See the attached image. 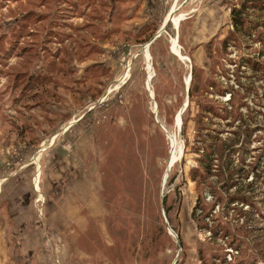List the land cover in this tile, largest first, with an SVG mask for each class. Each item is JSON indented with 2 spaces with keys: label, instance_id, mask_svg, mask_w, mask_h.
<instances>
[{
  "label": "rangeland",
  "instance_id": "374dc122",
  "mask_svg": "<svg viewBox=\"0 0 264 264\" xmlns=\"http://www.w3.org/2000/svg\"><path fill=\"white\" fill-rule=\"evenodd\" d=\"M72 1L0 0L1 197L18 206V197L31 194L29 183L39 170L45 190V248H17L10 264H264V0ZM234 7L245 11V25L238 29ZM61 9L66 25L50 31L49 20ZM93 20L81 46L73 47L75 28ZM68 32L73 36L62 42ZM58 48L68 71L60 84L70 89L45 94V123L35 127L42 119L39 105L22 116L17 110L24 112L33 99L15 97L28 76L45 73L49 60L61 63V55L54 56ZM18 71L28 73L13 86ZM193 71L196 81L215 79L226 89L219 94L210 88L208 96L220 110L231 106L233 89L238 99L244 96L236 100L241 119L230 125L233 119L213 115L211 124L223 143L243 138L235 142L233 157L235 163L245 157L236 177L241 192L251 196L253 203L244 209L252 215L235 216L206 191L213 209L200 215V225L192 217L207 187L191 179L199 166L192 148L198 139L196 99L187 109ZM84 79L75 87L74 81ZM211 181L222 185L216 176ZM39 209L34 213L42 223ZM245 218L256 226L253 232Z\"/></svg>",
  "mask_w": 264,
  "mask_h": 264
},
{
  "label": "trees",
  "instance_id": "16d2710c",
  "mask_svg": "<svg viewBox=\"0 0 264 264\" xmlns=\"http://www.w3.org/2000/svg\"><path fill=\"white\" fill-rule=\"evenodd\" d=\"M62 2H67V1H71V3H73L72 0H61ZM48 1H45V7H48ZM245 7H247L246 5H243ZM64 9H69L66 7V5L64 6ZM71 7V6H70ZM86 7H90V9L92 10L94 7V4H87ZM78 9V4L75 3L72 7H71V11L73 13H76ZM86 9V8H85ZM61 12H55L54 16L49 20L48 26L50 28V31H54L53 28L54 27H60V26H64L66 25V22L64 20L63 17H65L64 14V10L61 9ZM32 12H30L29 15H31ZM60 13V23L61 24H57L56 23V19L59 17ZM245 11L243 10V8H237L234 7L232 9V18L234 20V25L235 27L240 28L243 27L245 25V19H244V15ZM76 15V14H74ZM50 15H48L47 17H49ZM94 23H97L96 21H91L88 22L87 24H85L84 26H80L77 28H75L76 26H74V28L76 29V32H78V35L81 36V39H78V41H81L82 38H85V36L87 35V33H89L90 29L93 27ZM83 25V24H81ZM72 26V25H71ZM89 30V31H88ZM74 33L68 32L64 35H61V39L62 42L65 41V39L67 38H71L73 36ZM78 36V37H79ZM75 37L73 39H71V44L73 45V47L77 48L78 44L79 47L81 46V42L77 43V38ZM50 39V37L48 38ZM61 42V43H62ZM87 43V42H86ZM59 49V50H58ZM57 50L59 51V53L54 52V56L57 58V54L58 56L61 55L62 53V49L60 50V48H58ZM63 55V53H62ZM62 55L60 56L59 59L57 60H61V63L56 62V60H49L47 62V64L45 63V73L44 74H32L30 76H28V80L27 83L25 82V84L23 85V88L17 92V87L16 88H12L13 90L15 89L17 93L20 94L19 97H15V100L17 102H22L23 100L27 99L29 96L31 95V100L32 104L30 102H27L23 107L25 108L24 112H21L19 110H17V113H22V116H26L28 115V117L31 115L32 112H36L39 108L40 111H37V113L39 114V116L42 118L40 120V123H35V127L40 126L42 124L45 123V94L50 93V90L53 91V93L55 95H60V89L61 90H66V89H70L69 85H62L60 84V81H63L64 79L67 78V70L64 68V66H62L64 63H66V58L65 56L62 57ZM62 57V58H61ZM98 67L97 64H92L90 67ZM12 71V69H11ZM224 74H226L227 69L224 68ZM56 76H54L55 74ZM28 73V71L26 72H16L15 75V81L13 83V86L18 85L19 80L21 77H24L26 74ZM10 74V73H9ZM228 75V74H227ZM42 77V78H38V77ZM196 72L193 71V75H192V80H191V85H190V89H189V105L187 107V109L190 108L192 100L196 99V102L199 104L200 110L197 114V118L195 119L196 121V128L198 131V135H197V140L195 143V146H193V150L199 154V158H198V162H199V166L197 168H193L191 170V179L196 181L197 184L201 187V185L204 183H207L205 188H203V190H201L199 197L197 199V204L195 206V210L193 211L192 217L195 220V222H197L198 225H200L203 221L202 216H200L201 214H207L212 210L213 207H210V202H208L206 200V191L209 192V194L212 196L213 201L216 203H223V207L226 208L229 212L230 209L232 210V213L238 217H242V216H246L248 214L252 215V212L249 210L244 209V206L247 205H251L253 202L250 200L251 196L246 195L245 193L241 192L242 189L238 187V185H240V181L237 179V175L239 177V173H241V165H243V162L245 161V157L242 158L241 160H239V162L235 163L233 154L236 153V149L233 147L235 145V142L240 141L241 140L243 142V138L241 136H238L237 138H233L232 141H230L229 143L226 142H221V136L219 135V133H221L218 129L216 128H212V122L214 119V116H222V117H227V118H231L233 119V122H228L230 125H233L235 121L239 120V118L241 119L242 117V113L240 110V105L241 102H239V104L236 102V100L238 99L237 97V93L233 92L232 93V97H231V106H227L224 107L220 110V108L218 109L215 106V103L212 99L209 98V92L211 91L210 88H216L214 91L219 94H222L226 91L225 88H223L221 85H219L217 80H210V81H204L202 82L200 79L196 81L195 77H196ZM60 77L62 79H60ZM88 79H84L81 82H73L74 85H77L75 87H78V85L80 84H84L87 82ZM85 81V82H84ZM41 88V89H40ZM225 89V90H223ZM14 90V92H15ZM49 91V92H48ZM16 94V93H15ZM14 96V94H13ZM244 96H240L239 99H242ZM238 99V101H239ZM35 101V102H34ZM19 104V103H18ZM30 105V106H29ZM39 105L37 107L34 108H30L32 106H36ZM41 105V106H40ZM186 109V110H187ZM47 113H50L48 111H46ZM52 115V114H51ZM53 117H57L58 114H53ZM27 117V118H28ZM209 119L210 122L206 121L205 119ZM30 125V124H29ZM32 126L30 125L29 128H31ZM183 127H186V124H183ZM34 128H32V131ZM249 132V128H246L244 130V132ZM216 132V133H215ZM244 132L241 133V130H232L231 133L237 134V135H244ZM209 138H212L214 140L210 141ZM220 143H222L220 145ZM242 144V143H241ZM264 145V144H263ZM229 148L230 151L229 153L224 156V154H226V149ZM223 153V154H219ZM260 160V159H259ZM258 160V161H259ZM219 161H222L221 164H216V162L219 163ZM224 161V162H223ZM260 162V161H259ZM262 167H264V163L262 164ZM249 174V173H248ZM247 174V175H248ZM212 176H216L218 178V180L222 183L221 186H217L215 185L212 181L210 182V178L212 179ZM247 177V176H245ZM209 180V182H208ZM253 183H248L249 186H251ZM221 188L224 190L221 191ZM235 188L234 192H230L231 189ZM205 189V195H203V192ZM227 191V192H226ZM224 201V202H223ZM240 204L242 205V208H239L236 206V204ZM164 204H167V196L164 197ZM170 207L167 208V213H169ZM197 211H200V214L197 215ZM208 211V212H207ZM240 219V218H238ZM244 223L246 226H249V230L250 231H254L255 227L251 218H245ZM252 228H251V227ZM223 231V229H217L216 231H213L214 235H219V233ZM226 234V233H225ZM224 234V235H225ZM232 236L234 237V240L236 241H240V237L237 236L236 233H232ZM238 247V244H237ZM240 248V247H239ZM262 255H260L261 257L264 258V250L261 251Z\"/></svg>",
  "mask_w": 264,
  "mask_h": 264
},
{
  "label": "crops",
  "instance_id": "0c3cea01",
  "mask_svg": "<svg viewBox=\"0 0 264 264\" xmlns=\"http://www.w3.org/2000/svg\"><path fill=\"white\" fill-rule=\"evenodd\" d=\"M127 17L130 19L133 15L130 13L127 14ZM38 172L39 175L36 181L34 182V180H31L29 183V189L32 195L29 193L28 195L24 194L18 197L21 202L18 206L15 205V208H13L14 204L7 199V196H5V200L2 199L1 194L4 196L2 187L5 182H0V264H10V262H13L12 253L15 255L14 253L17 248L24 247V250L27 247H33V250H38V248H40V252H43L45 248V190L40 188V170ZM35 184L37 186H35ZM34 186L37 192L34 190ZM34 197H36L35 200L38 204L32 201ZM39 198L43 200V202L39 203L37 200ZM27 199L29 201H27ZM25 202L27 203L25 204ZM39 208H41V213L43 215V217L40 218L43 219L42 223H40L37 214L34 213ZM36 232L40 234L43 242ZM34 233L37 234V239L31 241ZM33 250H29L30 258L34 257ZM23 252L25 253V251Z\"/></svg>",
  "mask_w": 264,
  "mask_h": 264
},
{
  "label": "water",
  "instance_id": "95a60500",
  "mask_svg": "<svg viewBox=\"0 0 264 264\" xmlns=\"http://www.w3.org/2000/svg\"><path fill=\"white\" fill-rule=\"evenodd\" d=\"M167 23H168V21L166 22V24H165V26L167 25ZM165 26L163 27V29L165 28ZM158 36H159V34H158ZM191 79V78H190ZM188 105V102L186 103V106ZM183 112V111H182ZM182 112L180 113V118H182ZM174 161H172V158L170 159V162H169V165H168V168H167V170H166V174H165V176H164V179H163V190H162V192L164 191V185H165V183H166V180H167V178H168V176H169V173H170V170H171V165H173L174 163H173ZM164 197H165V195H164V192L162 193V205L164 206ZM164 214H165V211H164ZM165 218H166V215H165ZM166 222H169L168 221V219H166ZM170 232L171 233H173L174 234V231L172 230V229H170ZM177 236V235H176Z\"/></svg>",
  "mask_w": 264,
  "mask_h": 264
},
{
  "label": "bare ground",
  "instance_id": "6f19581e",
  "mask_svg": "<svg viewBox=\"0 0 264 264\" xmlns=\"http://www.w3.org/2000/svg\"><path fill=\"white\" fill-rule=\"evenodd\" d=\"M149 57H151L150 55H149ZM152 66H151V63L150 62H148V71H149V74L150 75H152ZM152 97V96H151ZM172 141H173V144L175 145L176 144V139L172 136ZM172 166V165H171Z\"/></svg>",
  "mask_w": 264,
  "mask_h": 264
},
{
  "label": "built area",
  "instance_id": "2783aa9c",
  "mask_svg": "<svg viewBox=\"0 0 264 264\" xmlns=\"http://www.w3.org/2000/svg\"><path fill=\"white\" fill-rule=\"evenodd\" d=\"M37 200L40 202L41 199L39 198V199H37ZM41 201H43V200H41ZM39 214H42V213H41V208H40V210H39Z\"/></svg>",
  "mask_w": 264,
  "mask_h": 264
}]
</instances>
